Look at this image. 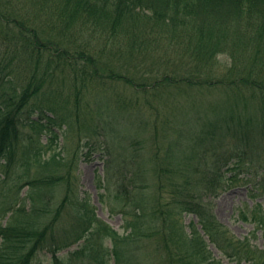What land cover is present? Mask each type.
<instances>
[{"label":"trees","instance_id":"trees-1","mask_svg":"<svg viewBox=\"0 0 264 264\" xmlns=\"http://www.w3.org/2000/svg\"><path fill=\"white\" fill-rule=\"evenodd\" d=\"M7 35L15 49L9 61H0V167H35L38 177L18 186L17 193L32 189L30 207L0 208V217L11 212L0 224V264H34L41 251L51 254L49 264H141L132 255L141 239L162 243L166 264H223L204 238L233 264H264V250L234 237L213 213V199L240 182L250 184L255 197L264 195V0H0V36ZM176 52L190 56L194 67L169 72ZM219 54L233 67L214 80L208 63H217ZM21 59L32 68L17 87L9 67ZM56 70L80 80L76 96L91 93V116L62 113L65 105L56 97L37 99ZM108 84L130 88L135 97L111 96ZM196 86L215 87L219 98L203 112L195 107V125L187 130L180 121L192 99L173 105L167 97L189 95ZM50 125L67 132L76 126L86 144L95 138L98 150L126 144L131 154L107 160L103 179L125 216L123 234L79 200L73 165L58 154L41 156L39 136L56 138ZM148 169L156 199L148 197ZM56 187L65 193L53 208ZM184 213L195 215L199 229L190 224L185 233L176 218ZM64 214L69 220L57 229ZM239 216L264 237L260 204Z\"/></svg>","mask_w":264,"mask_h":264},{"label":"rangeland","instance_id":"rangeland-1","mask_svg":"<svg viewBox=\"0 0 264 264\" xmlns=\"http://www.w3.org/2000/svg\"><path fill=\"white\" fill-rule=\"evenodd\" d=\"M10 37V35L0 36V61H2V59L4 60V58H6L5 61H9L8 59L12 57L15 44L10 40ZM77 44H81L84 49L87 47L84 40H79ZM171 60L172 68L169 67V72L171 70H175V68L180 65L187 67V70L190 69V67H194V63L188 55L182 56L176 52L175 59L172 58ZM216 60L217 63H213L212 65L210 62L208 64L213 66V79L219 80L225 76V73L230 66L233 67V63L230 61L227 54H219L216 57ZM120 61L124 62L122 59ZM16 62L17 61L12 60L13 64L9 67L10 77H8V79L11 80L13 86L19 87L26 81L28 82V78L31 74L30 69L32 67L31 65L26 64L22 59L19 62ZM148 63H150V60ZM206 66L207 64L200 66L199 70L205 69ZM110 68H113L118 73H121L119 71L120 68H118V66L114 63H111ZM34 72L41 75L37 68ZM185 76H187V74ZM71 78L67 72L61 73L60 70H56L55 77L53 80L51 78V83H47L44 86L43 91H41L37 99H39V101L40 99L43 101H49L56 97L59 103L62 102L61 104L65 105V109L62 113L70 110L72 116L75 114H78L79 118H82L83 116H91L89 115V110H91L90 107H93V97L90 96L91 93L84 96H76L75 84L79 86L80 80H71ZM108 86L109 88H105L104 91H108L107 93L111 96H113V94L123 95L124 93L129 97H135L132 89H125L121 84L116 87H114L113 84H108ZM191 90L192 93L189 95L173 94V99H171V96L167 97L169 103L171 101L173 105L185 103L192 99L188 105L189 110L184 112L182 116L183 120L180 121L181 124L186 125L187 130H190L192 126L195 125L194 115L196 116L197 112L195 107L203 108L198 109L200 112H203L206 110L209 102H215V99L219 98L217 92H215V87L208 88L206 86H196ZM216 90L219 92L221 89ZM147 95L150 97V93ZM138 100H142L141 97H139ZM64 102H67V105ZM216 104H218V102H216ZM99 105L105 106V102L100 99ZM173 110L175 114V107ZM111 119L116 121V119L118 120V117L111 114ZM49 127H51L55 132L56 138L54 137L50 139L53 135L48 132L42 133L39 138L34 137L38 138L37 147L40 149L41 156L44 159H47L49 156L58 154L59 159H61L63 163L73 165L75 171H73L72 175L73 177L75 175L76 178L75 187L79 200L82 201L85 199L87 201L88 208L94 211V214L98 219L104 221L119 234H123L125 231V216L120 212L121 210H119V207L117 206V201L112 198L113 193L111 187H107L106 189L103 179L105 177L104 164L107 160L116 158L117 155L126 157L131 154H129L128 149H125L126 144H122L119 148H112L111 145H103L101 148L99 147L98 150L97 146H99V143L95 141V138L93 137V140H89L91 145L89 142L86 144L88 139L81 137V135L78 136L76 126L73 132H70L69 130L67 132L66 126L61 127V130L54 125H50ZM25 132L28 134L31 133L28 128L25 129ZM149 134L150 132L145 135L148 136ZM127 146L130 148L129 143H127ZM132 149L134 148L132 147ZM255 149L256 152L260 151V148ZM151 151L152 150L149 149L146 154H149ZM21 154V150L18 151L17 155L21 156ZM141 154L143 153L141 152ZM261 158L262 157H254L257 162H259ZM2 164H4V162H2ZM37 170L38 172L40 171L39 167ZM151 170L148 169V172L146 171L147 175L151 176V178H149L150 188L148 197L156 199L158 198V193L155 190V179L152 177ZM36 176L35 167H31L29 170L28 167L26 168L23 164L9 166L7 169L2 166L0 167V208H3V212L5 211V208H9L15 204L19 205L22 203L27 207L31 206V202L28 198V194L32 192L30 186L24 187L19 191V193H17V190L19 185L28 180H32ZM64 193L65 190L62 187L52 189L54 201L51 202V207H56L58 202L62 199ZM254 194H256V192L253 191V187H251L250 184L243 185L240 182L226 191L220 192L213 199V213L217 221L222 224L234 237L238 239L249 238L254 246L264 250V237L262 236L261 231L255 230V225L252 222L243 221L239 216V213L245 212L246 210L250 211L256 204L261 205V211L264 213V195L255 197ZM50 196L51 195L49 194L46 200H48ZM14 208L15 207H12L11 209ZM10 215L11 212L7 213L5 217L1 216L0 224L5 225ZM176 218L181 223L183 230H185V233L187 234L190 233V224H194L199 229L197 219L193 214L184 213ZM68 220L69 216L67 214L62 215L57 229H59V227H63L64 223ZM204 239L207 244V249L211 252L213 258L221 261L223 264H233L225 258L207 238ZM78 245H80V243L60 252L58 254L59 257L63 258L67 251H73L78 247ZM108 245L109 242L106 243V246ZM132 255H134V257L138 259L141 264H166L162 243L156 240L152 241L151 239H141L140 245L134 248ZM51 257L50 253L41 251L37 254L34 264H49ZM108 264L115 263L111 259Z\"/></svg>","mask_w":264,"mask_h":264}]
</instances>
